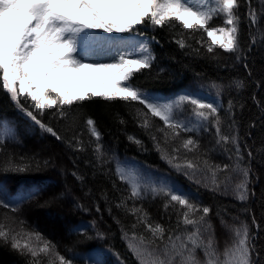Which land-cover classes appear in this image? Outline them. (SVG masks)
<instances>
[{"label":"snow or ice","instance_id":"1","mask_svg":"<svg viewBox=\"0 0 264 264\" xmlns=\"http://www.w3.org/2000/svg\"><path fill=\"white\" fill-rule=\"evenodd\" d=\"M239 6L238 0H0V90L9 94L36 125L57 140L64 137L39 118L48 109H54L52 115L63 121L70 119L74 104L93 97L105 101L138 102L144 110H136L137 119L140 126L151 134L162 159L190 178L200 177L198 183L210 184L214 191L222 189L227 192L230 177L225 174L230 170L239 172L243 180L232 190L237 199L245 201L249 195L250 170L242 164L244 157L238 134H233V102L228 101V112L233 118L224 121L217 103L208 102L193 92H184L163 101L149 97L130 83L137 72L151 67L154 57L149 42L133 45L130 40L100 34L101 31L133 33L142 24L175 27L179 23L185 30L201 33V39L196 43L208 53H214L217 47L224 52L236 53L240 51ZM221 15L222 25L209 26L214 17ZM249 18L251 24L257 23L251 0ZM204 34L210 38V43L205 41ZM252 42L255 43L254 38ZM176 43L181 48H192L183 36ZM105 49L115 51L113 62L88 59L95 50ZM192 50L199 54L200 48ZM211 86L220 90L224 87L215 82ZM242 86V82H235L236 88ZM21 97L31 101L32 110L24 107ZM186 104L191 105V115L182 117L178 113ZM150 116L159 118L164 127L153 125ZM86 123L91 136L99 142L101 134L95 121L88 118ZM225 126L228 131L223 130ZM210 128L215 130L216 145L229 153V160L235 152L234 169L230 164L210 161L207 153L201 151L193 133ZM156 133L161 134L163 143L157 139ZM182 133H187V137H182ZM15 136L16 131L10 123L0 121V144L15 139ZM129 139L140 143L133 137ZM68 143L70 147L74 146V150H84L75 135ZM94 152L101 159L103 146L97 143ZM248 155L251 156V152ZM28 167L30 163L23 158L18 162L14 159L0 162V169L6 171L23 172ZM116 173L130 187V195L122 197L116 207L134 217L131 231H122V238L136 264H260L259 252L253 243L255 238L247 222L229 224L221 217L220 226L228 238L220 248L215 226L209 219L211 209L208 206L191 201L186 194L166 183L159 186L146 183L133 169L118 165ZM72 175L78 180L83 179L76 172ZM146 192L154 196L162 193L167 198L165 210L180 206L177 229L153 222L150 214L135 204ZM32 195L35 193L29 189L9 194L6 186L0 184V197H3L0 206L10 207L12 211ZM129 200L133 201L131 206ZM14 223L16 221L12 219L10 224H0V238L10 240L13 249L31 257L29 264H45L42 256L48 258L46 264H73L72 259L60 254L57 246L39 231L21 229L16 232L12 227ZM181 224L184 227L178 234ZM198 252L203 253V259L198 257Z\"/></svg>","mask_w":264,"mask_h":264},{"label":"trees","instance_id":"2","mask_svg":"<svg viewBox=\"0 0 264 264\" xmlns=\"http://www.w3.org/2000/svg\"><path fill=\"white\" fill-rule=\"evenodd\" d=\"M238 3L240 51L236 53L224 52L218 47L214 53H208L196 43L201 39V33L185 30L179 23L175 27L170 24L164 27L142 24L133 33L116 35H123L133 45L149 42L154 57L151 67L137 72L130 81L149 97L163 101L184 92H193L208 102L217 103L224 121L233 118L228 112V101L233 102V134H238L244 157L242 164L250 170L249 195L245 201L237 199L232 190L243 180L239 172L230 170L225 174L230 177L227 192L222 189L214 191L210 184L198 183L200 177L190 178L162 159L151 134L140 126L137 119L136 110H144L138 102L105 101L93 97L74 104L70 119L63 121L52 115L54 109H48L39 118L64 137L57 140L36 125L9 94L0 90V121L9 122L16 131L15 139L0 144V162L9 159L18 162L23 158L30 163L23 172L0 169V184L6 186L9 194L25 189L35 193L16 205L15 211L0 206V224H10L14 219L16 223L12 227L16 232L21 229L39 231L57 246L60 254L72 259L73 264H136L122 238V231H131L134 217L123 208L116 207L122 197L130 195V187L116 173L117 166L121 165L135 170L146 183L157 186L166 183L186 194L191 201L208 206L211 209L209 219L215 226L220 248L228 238L220 226L221 217L229 224L247 222L255 238L253 243L259 252L260 264H264V0H251V8L257 14L255 25L250 23L249 0H238ZM222 24L221 15L214 17L209 26ZM180 36L192 48L199 47V54L192 48H181L176 43ZM204 39L211 42L206 34ZM238 56L241 58L237 59ZM236 81L242 82L243 86L236 88ZM213 82L223 84V89L213 88ZM21 102L32 110L30 100L25 101L21 97ZM190 108L191 105H184L178 115L190 116ZM88 118L95 121L101 134L99 142L90 134L86 123ZM150 120L157 128L164 127L159 118L150 116ZM223 130L228 131L226 126ZM74 135L82 142L84 150L77 151L74 146H69L68 141ZM156 135L163 143L161 134ZM187 135L181 134L184 138ZM193 135L210 161L220 165L227 163L235 168V152L229 160V153L216 145L214 128L197 131ZM97 143L103 146L101 159L94 152ZM73 172L83 179L78 180ZM166 199L162 193L154 196L146 192L143 199L136 200L135 204L142 206L153 222L177 229L180 206L165 210ZM128 203L131 206L133 201ZM37 219L44 223L56 222L57 232H49ZM183 227L179 225L178 234ZM137 230L143 231L142 228ZM197 255L203 259V253L198 252ZM41 259L46 264L48 258L42 256ZM30 260L31 257L13 249L10 240L0 238V264H29Z\"/></svg>","mask_w":264,"mask_h":264},{"label":"rangeland","instance_id":"3","mask_svg":"<svg viewBox=\"0 0 264 264\" xmlns=\"http://www.w3.org/2000/svg\"><path fill=\"white\" fill-rule=\"evenodd\" d=\"M100 34L105 36V37L112 36V37H116L118 39L126 40V38L123 37V35H116V33L115 34H108V35L102 34V33H100ZM114 56H115V51L114 50H108V49H105V50H102V51L101 50H95L94 52H92L90 54L88 59L89 60H100L101 62H113V57ZM37 220H39V219H37ZM39 224L41 226L45 227L51 233L57 232L56 222H54V221H51V222L49 221V222H45L44 223V222L39 220Z\"/></svg>","mask_w":264,"mask_h":264}]
</instances>
